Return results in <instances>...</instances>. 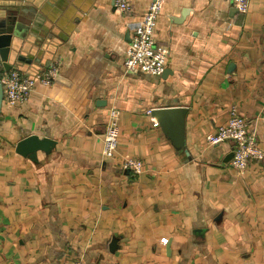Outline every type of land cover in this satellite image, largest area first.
Returning <instances> with one entry per match:
<instances>
[{
	"label": "crops",
	"instance_id": "1",
	"mask_svg": "<svg viewBox=\"0 0 264 264\" xmlns=\"http://www.w3.org/2000/svg\"><path fill=\"white\" fill-rule=\"evenodd\" d=\"M32 1L49 43L15 69L59 72L25 103L3 104L0 264H264V162L239 172L232 142L205 141L236 106L264 148V0L245 14L228 0H161V76L125 68L129 24L153 0H129L130 15L114 0ZM111 107L121 130L109 158ZM161 107L187 109L183 143L154 125L148 111ZM33 134L55 141L36 161L16 151ZM126 154L142 173L122 168Z\"/></svg>",
	"mask_w": 264,
	"mask_h": 264
},
{
	"label": "built area",
	"instance_id": "2",
	"mask_svg": "<svg viewBox=\"0 0 264 264\" xmlns=\"http://www.w3.org/2000/svg\"><path fill=\"white\" fill-rule=\"evenodd\" d=\"M117 10L123 15H130L133 7L129 0H114ZM240 13L249 11L250 0H228ZM161 0H153L142 18L129 24L131 39L126 51L125 68L128 71H141L153 76H161L168 65L170 49L157 43L155 38V26L161 11ZM58 62L43 68L35 76H27L18 69L4 70L1 73V81L4 88L3 104L14 107L25 103L35 86H45L54 83L58 76ZM149 110L148 113H151ZM120 112L111 107L109 117L103 133V154L105 157H113L118 149L120 135ZM154 125H158L155 122ZM208 146H217L226 141L233 143V156L231 165L239 172H243L249 166L250 161L264 162V148L261 147L257 129L249 123L248 119L231 106L229 118L226 123L220 125L217 130L206 136ZM122 168L140 174L145 169L143 160L126 154L122 161ZM168 239L162 238L166 243ZM72 264H83L82 259L73 260Z\"/></svg>",
	"mask_w": 264,
	"mask_h": 264
},
{
	"label": "water",
	"instance_id": "3",
	"mask_svg": "<svg viewBox=\"0 0 264 264\" xmlns=\"http://www.w3.org/2000/svg\"><path fill=\"white\" fill-rule=\"evenodd\" d=\"M38 8L32 0H0V119L4 100L2 69L10 70L24 64L31 66L39 60V57L35 56L38 54L37 50L44 51L49 43L46 34H42L47 31V27L41 24L42 16L38 13ZM233 9L238 11L235 7ZM47 66H50V62ZM186 114L187 109L182 107H161L152 111L158 123L175 133L180 143H183L184 139ZM54 144L55 141L49 137L33 134L20 140L16 151L36 161L38 151L49 152ZM232 156L233 152L229 158Z\"/></svg>",
	"mask_w": 264,
	"mask_h": 264
},
{
	"label": "trees",
	"instance_id": "4",
	"mask_svg": "<svg viewBox=\"0 0 264 264\" xmlns=\"http://www.w3.org/2000/svg\"><path fill=\"white\" fill-rule=\"evenodd\" d=\"M2 72H3V71H2ZM2 72H1V73H2Z\"/></svg>",
	"mask_w": 264,
	"mask_h": 264
}]
</instances>
